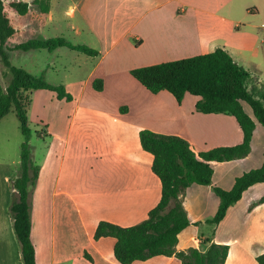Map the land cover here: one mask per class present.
Segmentation results:
<instances>
[{
    "label": "crops",
    "instance_id": "1",
    "mask_svg": "<svg viewBox=\"0 0 264 264\" xmlns=\"http://www.w3.org/2000/svg\"><path fill=\"white\" fill-rule=\"evenodd\" d=\"M49 5L38 28L53 20L51 0ZM67 9L71 30L85 33L91 39L86 45L98 55L83 81L66 85L72 100L50 128L59 130L48 135L40 157L33 153L40 169L30 238L36 264H119L113 238L94 240L98 223L134 226L161 198L153 157L141 148L139 132L181 137L195 154L242 141L233 117L196 112L199 97L190 94L180 104L166 91L151 94L130 70L223 49L250 74L249 91L264 87V0H76ZM96 79L101 91L92 87ZM242 106L254 119L250 107ZM250 148L243 159L210 163L212 186L229 191L237 177L262 165L264 128L258 123ZM13 165L0 167V264H23L9 212L19 171ZM212 186L191 184L180 195L189 225L178 235L176 250L227 245L224 264H258L264 203H255L264 197V183L245 190L218 224L207 222L219 206ZM132 264L181 261L155 256Z\"/></svg>",
    "mask_w": 264,
    "mask_h": 264
},
{
    "label": "trees",
    "instance_id": "2",
    "mask_svg": "<svg viewBox=\"0 0 264 264\" xmlns=\"http://www.w3.org/2000/svg\"><path fill=\"white\" fill-rule=\"evenodd\" d=\"M32 5L40 14L37 15L40 26L49 13V0H32ZM28 8L26 0H0V57L11 74V81L6 89L0 87V121L11 111L14 112L23 136L18 176L13 182L16 196L9 212L22 263L36 264L30 238L31 208L32 192L40 168L33 159L30 145L31 130L26 113L30 99L27 94L48 90L55 94L56 99L66 102L72 100V95L65 86L46 82L43 75L36 77L24 69L10 65L5 47L13 43L18 34L11 13L26 16ZM61 47L88 57L98 55L96 50L72 44L62 37L31 39L15 44L13 49L52 52ZM129 74L151 94L166 91L178 104L185 94H190L199 97L195 104L196 112L233 117L242 133V141L234 146L216 147L195 154L189 143L181 137L141 130L140 146L152 155V172L161 184L160 201L148 212L144 221L134 226L120 227L105 221L99 222L93 238H113V256L119 264L146 261L155 256H174L181 264H224L229 250L227 245L210 243L205 252L192 247L186 251L176 250L178 235L189 225L180 195L191 184L212 186L213 171L210 163L230 162L243 159L249 154L256 123L264 128V87L249 91L250 74L238 66L223 49L192 58L135 68ZM92 87L95 91H101L102 81L94 80ZM242 103L250 107L254 119L245 113ZM257 183H264V159L259 168L237 177L229 191L212 186L213 193L219 199V206L214 217L207 222L218 224L222 221L229 207L241 199L245 190ZM260 203H264V197L255 204ZM203 242L209 243V240ZM86 258L91 260L88 256ZM256 262L264 264V253L256 258Z\"/></svg>",
    "mask_w": 264,
    "mask_h": 264
},
{
    "label": "rangeland",
    "instance_id": "3",
    "mask_svg": "<svg viewBox=\"0 0 264 264\" xmlns=\"http://www.w3.org/2000/svg\"><path fill=\"white\" fill-rule=\"evenodd\" d=\"M29 4L28 14L19 16L11 13L13 25L18 31L13 43L7 44L5 53L11 66L24 69L27 73L39 77L43 75L46 82L51 85L77 86L86 77L93 65V60L82 53L71 51L68 48H58L52 52L47 50L21 51L14 50L13 46L31 39H49L62 37L75 45L89 44L91 39L85 33L76 35L70 28L71 19L66 16L67 6L76 0H51L53 20L39 27L37 15H40L32 5V0H26ZM78 12L74 14L75 17ZM94 44V43H93ZM88 47V46H87ZM95 50V49H94ZM98 52V49H96ZM96 57V56H95ZM11 81V74L3 65L0 57V87L5 90ZM30 99L27 107L28 127L31 130L30 145L32 154L36 156L45 148L47 137L58 127L52 128L58 113L67 109L68 103L56 99L51 92L37 90L29 92ZM248 112L249 109L245 108ZM52 123V125H51ZM23 136L19 129V122L14 112L8 113L0 122V167L9 164L18 167L20 146ZM13 162V163H12ZM15 195V194H14Z\"/></svg>",
    "mask_w": 264,
    "mask_h": 264
}]
</instances>
